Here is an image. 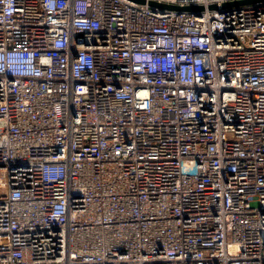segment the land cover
Returning a JSON list of instances; mask_svg holds the SVG:
<instances>
[{
  "label": "built area",
  "instance_id": "obj_1",
  "mask_svg": "<svg viewBox=\"0 0 264 264\" xmlns=\"http://www.w3.org/2000/svg\"><path fill=\"white\" fill-rule=\"evenodd\" d=\"M146 1L0 0V264H264V1Z\"/></svg>",
  "mask_w": 264,
  "mask_h": 264
},
{
  "label": "water",
  "instance_id": "obj_2",
  "mask_svg": "<svg viewBox=\"0 0 264 264\" xmlns=\"http://www.w3.org/2000/svg\"><path fill=\"white\" fill-rule=\"evenodd\" d=\"M137 3L140 4H148L151 7H156L160 8L162 10H179V11H190L194 12L196 14H200L203 10L204 7L202 6H187V7H180V6H175V5H169V4H160L154 1H146V0H133ZM258 1H264V0H235V1H230V2H225L223 4V8H230V7H239L243 5H249ZM209 9H217V5H211L209 6Z\"/></svg>",
  "mask_w": 264,
  "mask_h": 264
}]
</instances>
